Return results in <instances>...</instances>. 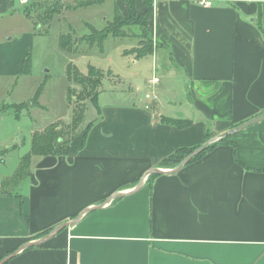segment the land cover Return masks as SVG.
Listing matches in <instances>:
<instances>
[{
    "label": "crops",
    "instance_id": "1",
    "mask_svg": "<svg viewBox=\"0 0 264 264\" xmlns=\"http://www.w3.org/2000/svg\"><path fill=\"white\" fill-rule=\"evenodd\" d=\"M199 1L117 0L145 17L150 46L135 34L124 54L150 61L158 100L131 86L63 155L32 158L22 201L0 197V260L17 252L5 264H264V121L147 182L178 149L264 114V0Z\"/></svg>",
    "mask_w": 264,
    "mask_h": 264
},
{
    "label": "rangeland",
    "instance_id": "2",
    "mask_svg": "<svg viewBox=\"0 0 264 264\" xmlns=\"http://www.w3.org/2000/svg\"><path fill=\"white\" fill-rule=\"evenodd\" d=\"M1 1L0 178L14 175L21 158L31 150L35 132L58 121H70L71 107L66 94L69 64L81 75H88L90 67L102 73L99 99L88 103V122L102 106L132 100L131 86L135 97L143 100L153 93L146 86L152 76L150 61L143 60L135 67V58L124 54L139 42L135 34L142 32L140 17L130 14L124 18L122 29L131 36L109 38L103 44L87 40L94 31L114 23L117 0H40V5H36L38 0L29 4L9 0L13 6L7 11ZM87 2L97 3L79 5ZM53 4L60 7L52 11L47 21L40 18V13ZM63 37L72 39L71 49H62ZM22 56L19 70L14 74L9 62ZM228 137L226 142L231 143L233 135ZM151 180L147 178L148 183Z\"/></svg>",
    "mask_w": 264,
    "mask_h": 264
},
{
    "label": "trees",
    "instance_id": "3",
    "mask_svg": "<svg viewBox=\"0 0 264 264\" xmlns=\"http://www.w3.org/2000/svg\"><path fill=\"white\" fill-rule=\"evenodd\" d=\"M94 3L97 2L80 3L79 5L81 7H87ZM40 4V1H38L36 5ZM55 4L47 7L46 10H43V12L40 13V18H45V21H47V19L51 16L52 11L60 7V5L56 6ZM128 5L131 14L136 15L134 5L131 3H128ZM140 19L143 22V26L141 27V34L145 36L143 37L141 35V44L147 47L150 46L151 42L148 37L146 20L144 16H140ZM124 21V17L122 16L119 9L116 7L114 23H112L104 30L94 31V33L89 38L87 37V40L93 43L95 42L103 44L109 38H125L131 36L132 34H129L122 29ZM71 41L72 39L70 37H63L61 40L62 49H71L73 47L71 45ZM27 61L28 58L25 59L23 62L21 73L24 72ZM70 66L73 65H68L67 77L69 84L66 89L67 102L71 107L70 121H58L47 126L43 131L34 133L30 152L21 158L18 169L16 170L14 175L2 180L0 184V197H16L19 198L20 201H22V191L24 187L29 183V179L31 176L32 158L63 155L65 153L66 147L70 143L75 141L76 138L83 131L87 118L88 103H96L98 96L101 92L100 85L102 73L96 70L95 68L90 67L88 75H81L79 72L75 71ZM175 124L178 123L175 122ZM228 138L229 137H226L220 139L217 142L212 143L205 150L190 159L186 163V165H189L195 162L196 160L200 159L210 149L230 145L231 143L226 142ZM201 147L178 149L171 156L159 163L158 168H169L173 170L178 167L176 164L180 165L188 156H190L192 153H194ZM234 149L236 150L237 147L234 146ZM259 172L264 173V168L261 169ZM159 175L160 174H151L149 178H152L153 180ZM52 231L53 230H48L42 236H47ZM4 258L5 257H3L1 260H3Z\"/></svg>",
    "mask_w": 264,
    "mask_h": 264
},
{
    "label": "water",
    "instance_id": "4",
    "mask_svg": "<svg viewBox=\"0 0 264 264\" xmlns=\"http://www.w3.org/2000/svg\"><path fill=\"white\" fill-rule=\"evenodd\" d=\"M264 121V114H261L241 125H238L236 126L235 128L231 129L230 131L226 132V133H223L221 134L220 136H218L217 138L213 139V140H210L208 141L205 145H203L201 148H199L198 150H196L194 153H192L190 156H188L177 168L173 169L172 171H169V172H165L161 169H155L153 170L151 173H149V175L151 174H164V173H175V172H178L179 170H181L185 165L186 163L192 159L193 157H195L197 154H199L200 152H202L203 150H205L209 145H211L212 143L214 142H217L219 141L220 139H223V138H226L228 136H232L234 134H237V133H240L260 122ZM148 176V175H147ZM66 226H68L67 224H63L61 225L60 227L54 229L49 235H47L44 239L38 241L37 243H35L36 245L44 242L45 240H47L48 238L58 234L63 228H65ZM29 247H31L30 245H28ZM27 246V248H28ZM17 254V252L15 253H12L11 255L5 257L3 260L0 261V264H5L7 263L11 258H13L15 255Z\"/></svg>",
    "mask_w": 264,
    "mask_h": 264
},
{
    "label": "built area",
    "instance_id": "5",
    "mask_svg": "<svg viewBox=\"0 0 264 264\" xmlns=\"http://www.w3.org/2000/svg\"><path fill=\"white\" fill-rule=\"evenodd\" d=\"M31 0H20V2L22 4H28ZM201 5L205 6V7H211L213 5V1L212 0H200L199 1ZM153 84H157L159 83V78H154L151 81ZM146 99L151 100V101H156L158 100V96L153 92L151 94H147L146 95Z\"/></svg>",
    "mask_w": 264,
    "mask_h": 264
}]
</instances>
